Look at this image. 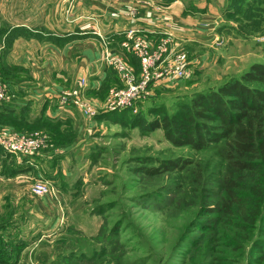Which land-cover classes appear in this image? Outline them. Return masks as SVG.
<instances>
[{
	"label": "rangeland",
	"instance_id": "rangeland-1",
	"mask_svg": "<svg viewBox=\"0 0 264 264\" xmlns=\"http://www.w3.org/2000/svg\"><path fill=\"white\" fill-rule=\"evenodd\" d=\"M238 1L206 0L214 6L217 16L205 15L202 19L181 11L183 16H194L195 24L212 28V38L204 45H179L169 34H161L150 42L141 32L119 42L124 50L132 48L137 40L149 52L164 47L159 67L172 63L189 74L172 77L167 83L149 84L145 98L134 102L131 118L150 120L161 111L170 114L178 102L193 92L219 85L251 64L264 62V0H250V4ZM167 5L159 4L154 9L164 13ZM229 6L233 12L228 11ZM2 32L4 37L22 33L7 29ZM106 53L107 67L114 66L107 61L108 56H119L139 79L140 58L135 55L136 70L128 61L132 58L125 53ZM6 78L0 71V80ZM111 78L101 86V96H96L101 101L98 107L87 99L90 96L82 98L75 90L64 91L91 104L95 115L79 113V131L71 124L54 128L57 144L50 141L41 124H22L23 132H19L20 126H0L3 135L44 134L45 147L40 156L45 155V148L52 155L28 171L19 165L20 156H11L0 145V225L6 226L0 230V251L12 254L16 244L31 243L46 230L52 236L56 229L75 235L68 243L74 246L59 251L47 264H213L216 256L227 258L231 264H264V253L260 258L254 255V250L263 248L264 243L251 250L248 245L241 253L217 245L218 226L213 221L218 214L207 207L215 206L218 198V161L223 142L197 150L172 144L160 128L146 132L139 125L98 116L114 112L105 109L110 90L124 85L120 79ZM201 170L205 178L197 184ZM39 180L51 185L41 196L31 191ZM12 198L23 203L14 204ZM86 243V248L78 246Z\"/></svg>",
	"mask_w": 264,
	"mask_h": 264
},
{
	"label": "crops",
	"instance_id": "crops-1",
	"mask_svg": "<svg viewBox=\"0 0 264 264\" xmlns=\"http://www.w3.org/2000/svg\"><path fill=\"white\" fill-rule=\"evenodd\" d=\"M159 4H168L164 13L155 11ZM214 9L206 0H0V27L22 31L19 36L13 33L4 37L0 30V71L7 76L4 82L14 96V109L29 119L44 117L51 123L71 124L79 131L81 107L73 98L62 103L60 95L75 90L82 98L90 96L87 99L95 107L100 106L96 96H101V86L111 77L119 80L104 64L106 52L136 57L130 49L126 48L127 53L119 47L129 29L136 28L150 42L168 33L179 45H204L212 38V28L195 24L194 16H183L181 11L202 19L205 15L217 16ZM50 157L51 153H45L31 161L36 167ZM12 200L14 204L23 203L22 199ZM54 233L50 236L46 230L40 238L25 243L15 264H47L56 253L74 246L68 243L75 235L56 229ZM78 246L86 248L88 243Z\"/></svg>",
	"mask_w": 264,
	"mask_h": 264
},
{
	"label": "trees",
	"instance_id": "trees-1",
	"mask_svg": "<svg viewBox=\"0 0 264 264\" xmlns=\"http://www.w3.org/2000/svg\"><path fill=\"white\" fill-rule=\"evenodd\" d=\"M238 2L250 4V0ZM190 8L197 10L193 4H190ZM228 11L233 12V7L229 6ZM3 29L0 27V30ZM261 45L264 50V41ZM130 58L131 64L138 70L137 58L132 55ZM110 73L116 75L113 68ZM12 102L0 103V126L13 129L20 126L19 132H23L25 128L22 124H41L49 134L50 141L57 144L53 129L60 122L51 123L44 117L29 119L15 110L13 105L16 104ZM154 109L160 111V108ZM131 112L132 109L128 108L98 116L139 125L146 132L160 128L163 137L172 144L188 145L197 150L223 142L218 161V198L215 206L207 207L218 214L213 221L218 226L220 243L217 245L241 253L248 245L251 250L264 243V236H259L264 233V62L251 64L238 76H232L219 85L193 92L186 100L178 102L170 114L161 111L155 118L145 120L131 118ZM44 151L47 153L51 150L45 148ZM20 157L19 165L22 168L28 171L34 169L35 163L29 157ZM35 157L39 158L40 154ZM201 172V176L195 180L197 184L205 178ZM1 228L4 229L0 225ZM22 245L16 244L12 254L0 251V264H15L17 254L25 243ZM254 252L257 253L254 254L256 258H260L264 247ZM226 259L216 256L213 264H231Z\"/></svg>",
	"mask_w": 264,
	"mask_h": 264
},
{
	"label": "built area",
	"instance_id": "built-area-1",
	"mask_svg": "<svg viewBox=\"0 0 264 264\" xmlns=\"http://www.w3.org/2000/svg\"><path fill=\"white\" fill-rule=\"evenodd\" d=\"M137 32H139V30L133 27L127 31V37L132 38ZM131 47L132 48L129 49L132 50L134 55L140 58L141 61L140 77L137 79L131 66L119 56H108L107 61L114 64L113 68L124 85L120 89L110 90L108 105L105 107L107 110L115 111L132 108L136 100L145 98L149 84L167 83V80L172 77L184 78L189 75L183 67L172 63H169L166 67H159V64L162 62V54L166 51L164 47L154 52H149L146 46L139 40L135 41ZM13 97L6 83L0 80V103L9 102ZM72 98L73 101L81 107L84 114L89 116L95 115V109L91 104L81 102L79 99L65 92L60 95L62 103L68 102L72 100ZM45 138L46 136L40 132L31 134L12 133L9 135H3V133L0 132V145L10 154L27 156L31 159L37 154H40L41 150L45 147ZM50 188L51 185L47 181L39 180L33 184L31 191L35 195L41 196L47 193Z\"/></svg>",
	"mask_w": 264,
	"mask_h": 264
}]
</instances>
